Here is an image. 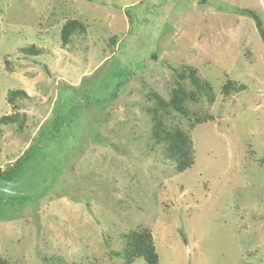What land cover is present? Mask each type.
Listing matches in <instances>:
<instances>
[{
	"label": "rangeland",
	"instance_id": "obj_1",
	"mask_svg": "<svg viewBox=\"0 0 264 264\" xmlns=\"http://www.w3.org/2000/svg\"><path fill=\"white\" fill-rule=\"evenodd\" d=\"M178 88L160 118L189 137L182 172L149 96ZM4 170L0 263L124 264L146 229L157 264H264V0H0Z\"/></svg>",
	"mask_w": 264,
	"mask_h": 264
},
{
	"label": "trees",
	"instance_id": "obj_2",
	"mask_svg": "<svg viewBox=\"0 0 264 264\" xmlns=\"http://www.w3.org/2000/svg\"><path fill=\"white\" fill-rule=\"evenodd\" d=\"M84 32V27L81 22L72 19L64 23L60 30V39L64 45H66L70 37L74 34H81ZM22 53L27 55H39L41 52L33 47L25 48L21 50ZM186 76L190 79L192 85L199 92L207 91L211 93L210 87L207 84H203L200 79L195 77L193 70L187 68ZM183 73L179 75V78H183ZM232 87L231 82H226L224 85L225 91ZM173 96L170 101H165L155 93H150V98L155 102L156 107L151 110L153 116V128L152 136L157 143L165 144L164 157L165 159L173 162L175 169L178 172L185 171L192 164V145L189 137L185 132L176 128L174 130H166L164 123L160 118V112L163 114L168 110L184 114L185 111L182 107L183 90L178 88L173 90ZM12 97L25 96L26 93L21 90L11 91ZM211 101V97L209 98ZM21 157L17 158L13 165L10 167L14 169L15 165L20 161ZM9 174L8 170L0 171V178H4ZM115 256L122 259L124 264H134L137 258H142L146 264H157L158 258L156 249L148 230L142 229L140 231H131L125 235V248L120 252H115ZM0 264H4L3 262Z\"/></svg>",
	"mask_w": 264,
	"mask_h": 264
}]
</instances>
